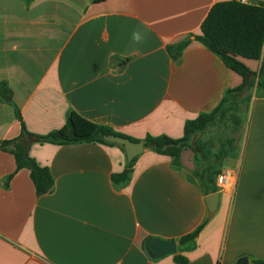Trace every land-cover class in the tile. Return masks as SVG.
Listing matches in <instances>:
<instances>
[{
    "label": "crops",
    "instance_id": "crops-1",
    "mask_svg": "<svg viewBox=\"0 0 264 264\" xmlns=\"http://www.w3.org/2000/svg\"><path fill=\"white\" fill-rule=\"evenodd\" d=\"M225 1L231 0H0V83L12 90L33 135L23 141L29 155L55 179L53 190L38 197L30 171L16 172L14 155L0 148V264H178L177 255L187 264L264 261L262 88L236 94L237 131L221 123L193 137L194 146L199 139L214 152L222 143L229 148L221 175L230 186L216 183L212 217L202 183L210 186L213 161L199 151L184 149L176 168L172 157L145 148L130 179L115 186L112 175L128 163L117 146L35 137H69L70 120L78 137L105 126L140 141L181 138L186 121L213 112L243 83L194 39L211 8ZM190 36L174 60L168 46ZM240 59L259 72L264 52L260 61ZM20 133L14 107L0 94V141ZM229 137L236 139L232 147ZM202 225L195 246L180 250L179 240ZM150 238L175 240L178 252L152 259L145 250Z\"/></svg>",
    "mask_w": 264,
    "mask_h": 264
},
{
    "label": "trees",
    "instance_id": "trees-1",
    "mask_svg": "<svg viewBox=\"0 0 264 264\" xmlns=\"http://www.w3.org/2000/svg\"><path fill=\"white\" fill-rule=\"evenodd\" d=\"M32 1L26 0L27 3H31ZM192 37L190 36L180 43L168 46V52L174 60L177 61L182 51L192 43ZM194 39L202 43L220 58L227 68L240 75L243 78V83L241 86L228 91V96L222 100L213 112L203 113L193 120L186 121L184 135L181 138H171L166 135H148L143 141H140L105 126L97 128L89 136L78 137L76 136L74 125L70 120L67 122L70 129L69 137L63 136L59 131L51 132L46 136L37 135L35 137L42 143L52 142L60 145L87 142L117 146L124 153L125 150L122 146L108 143L104 140V137L111 135L125 137L136 143L143 142L145 148L152 149L158 154L172 157L173 165L176 168L180 167L182 151L186 148L193 149L196 153L198 151L201 152V156L205 161H213L207 170L209 174L208 181L211 183L210 186L207 187L206 181H203L205 180L203 174L200 176L203 178L202 186L205 194L216 193L218 191L216 180L222 173L223 160L227 155L224 149L225 143H222L220 148H215L214 152V145L203 143L199 139L196 142V146H194L193 137L197 135L201 136L215 126L221 127V123H225L230 119L228 118L229 114H231L232 124L235 126V131H237L241 125V119L237 115L240 112L241 101L237 98L239 95L236 96V94L250 91L255 86L264 90V63L259 72H254L240 59L260 61L262 58L264 52V2L252 5L244 3L241 0H231L215 4L201 25V35L195 36ZM0 94L14 107L16 118L21 124L19 137L0 141V148L2 150H10L14 155L16 172L22 169L30 171L38 197L48 194L54 188L55 179L48 167L41 166L29 155L28 148L23 141L33 135L28 131L21 110L13 101V92L6 82L0 83ZM249 101V98L243 100V102L247 103ZM231 109L232 113L230 112ZM227 140L232 147L236 139L229 137ZM11 146L13 148L9 149ZM136 160L137 157L132 162H128L122 173L112 175L111 179L115 186L125 183L130 179ZM13 176L14 174L9 177V180ZM203 227L204 225L200 226L193 233L183 236L179 240L180 250L187 251L192 249ZM176 260L178 264L188 263V260L182 255H177ZM254 263L264 264V261L254 260Z\"/></svg>",
    "mask_w": 264,
    "mask_h": 264
},
{
    "label": "water",
    "instance_id": "water-1",
    "mask_svg": "<svg viewBox=\"0 0 264 264\" xmlns=\"http://www.w3.org/2000/svg\"><path fill=\"white\" fill-rule=\"evenodd\" d=\"M104 140L108 143L120 145L124 148L127 161L132 162L136 157L144 153L143 142H133L129 138L120 136H105ZM220 194L218 192L206 196L205 201L209 209V217L216 212L219 204ZM145 250L152 259H159L165 256L173 255L178 252V245L175 240H165L161 238H150L145 243ZM237 264H250L249 258L243 256L239 258Z\"/></svg>",
    "mask_w": 264,
    "mask_h": 264
},
{
    "label": "rangeland",
    "instance_id": "rangeland-1",
    "mask_svg": "<svg viewBox=\"0 0 264 264\" xmlns=\"http://www.w3.org/2000/svg\"><path fill=\"white\" fill-rule=\"evenodd\" d=\"M231 113H232V109H231V111H230ZM241 116H242V119H243V122L245 123V122H247L248 123V114L245 112V111H241ZM228 118H230V119H228L225 123H222V124H224V125H226L228 128H232V126H233V124H232V119H231V114H229V116H228ZM248 120V121H247ZM245 126V125H244ZM226 128V127H225ZM221 129V128H220ZM215 130V129H214ZM208 133H210V132H208ZM207 133V134H208ZM208 138H209V136H208ZM217 137H214V140L216 139ZM224 149H225V151L226 152H228L229 151V148H228V146L227 145H225L224 146ZM223 149V150H224Z\"/></svg>",
    "mask_w": 264,
    "mask_h": 264
},
{
    "label": "built area",
    "instance_id": "built-area-1",
    "mask_svg": "<svg viewBox=\"0 0 264 264\" xmlns=\"http://www.w3.org/2000/svg\"><path fill=\"white\" fill-rule=\"evenodd\" d=\"M231 178L228 175H220L217 179V185L219 188H227L230 186Z\"/></svg>",
    "mask_w": 264,
    "mask_h": 264
}]
</instances>
